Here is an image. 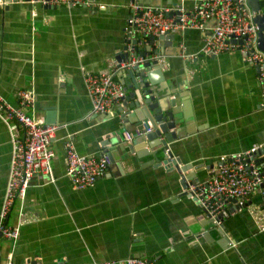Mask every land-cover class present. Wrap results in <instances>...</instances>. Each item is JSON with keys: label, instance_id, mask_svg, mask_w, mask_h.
Returning <instances> with one entry per match:
<instances>
[{"label": "crops", "instance_id": "crops-1", "mask_svg": "<svg viewBox=\"0 0 264 264\" xmlns=\"http://www.w3.org/2000/svg\"><path fill=\"white\" fill-rule=\"evenodd\" d=\"M47 1L0 0V95L18 105L20 91L33 92L36 103L28 113L61 127L52 142L54 182L36 175L26 198L16 202L6 223L15 228L22 222L20 237L13 242L0 235V262L11 255L17 264L130 258L156 264H264V190L226 218L222 234L184 191L182 174L157 164L152 155L144 157L141 138L124 141L125 130H137L123 124L122 104L108 114L93 112L84 76L110 72L118 57L126 59L124 28L135 1L91 0L79 7ZM136 1L187 11L198 2ZM260 4L264 14V0ZM215 25L211 20L201 31H174L166 41L150 38L140 51L145 65L157 62L166 77L158 88L181 111L179 138L170 150L188 168L183 175L191 186L210 180L222 156L260 147L264 165L258 70L238 52L202 54ZM117 78L126 87L134 83L129 70ZM24 133L0 117V213L15 142ZM107 136L112 145H105ZM70 140L83 156L111 154L106 175L92 188L73 187L65 155Z\"/></svg>", "mask_w": 264, "mask_h": 264}, {"label": "built area", "instance_id": "built-area-1", "mask_svg": "<svg viewBox=\"0 0 264 264\" xmlns=\"http://www.w3.org/2000/svg\"><path fill=\"white\" fill-rule=\"evenodd\" d=\"M91 0H48L45 4L70 7L88 5ZM254 14L248 0H198L191 11L183 7L159 8L135 1L130 6V16L124 28L127 60L117 63L110 72H87L85 86L92 102L93 112L108 114L122 104L128 95L127 87L117 78L118 72L144 67L146 58L141 54L144 43L150 38H160L174 31L204 30L211 20L216 25L205 40L202 54L217 57L228 53H240L247 64L258 70L264 107V52L259 49L260 28L254 22ZM243 41V44L240 43ZM148 43V42H147ZM159 58L161 56H158ZM158 61V60H157ZM18 105H13L0 95V117L7 123L16 122L24 130L22 139L15 142L10 161L9 179L0 213V235L17 242L21 223L15 228L7 225L10 212L18 200H24L36 175H43L52 182V161L55 152L52 142L60 126L47 124L44 118H35L27 111L34 108L36 99L31 91L18 93ZM144 126L143 131L123 133L126 142H132L143 133H151ZM68 173L74 189L92 188L104 177L111 163V154L99 157L83 156L77 152L73 141L65 144ZM264 190V165L260 161V147L231 156H222L207 182L191 186L187 193L203 209L208 220L216 227L223 228L227 217L246 208L251 197ZM23 217V215H22ZM17 264L10 255L6 262ZM23 264H74L67 261L46 263L43 261ZM87 264H156L146 258H130L122 262H91Z\"/></svg>", "mask_w": 264, "mask_h": 264}, {"label": "water", "instance_id": "water-1", "mask_svg": "<svg viewBox=\"0 0 264 264\" xmlns=\"http://www.w3.org/2000/svg\"><path fill=\"white\" fill-rule=\"evenodd\" d=\"M248 3L252 12L256 14L254 22L260 28L259 49L264 52V14L262 13L260 0H248ZM168 36H161L158 40L166 41ZM152 40L155 41V38H152ZM240 43L243 44V41H240ZM123 57H118L119 63L128 59L127 54L125 60ZM152 68L156 70H151ZM129 73L133 76L134 83L127 87L129 93L122 103V122L126 126L132 124L134 130L141 131H143L144 126L150 128V125H152L151 133H143L142 136L135 138H141L142 143L145 144L144 149H142L146 152L144 157L152 155L157 164H163L167 169L177 170L178 173L182 174L181 184L186 192L191 186L190 178L183 175L188 171V168L182 167L180 160L175 159L170 150V145L179 138L175 113L176 101L169 98V94L163 93L158 88L159 85H163L161 83L166 80V77L157 62H154L152 67L150 63H147L144 67H135L129 70ZM138 111H141L145 117L141 118ZM46 123L48 124V122ZM138 125H141V127L137 129ZM112 139V136H107L105 145H112ZM184 195H187V193ZM210 224L212 223L209 222ZM217 229L224 234V227ZM204 234L206 235L207 232ZM200 237H203V235ZM224 240H227V238Z\"/></svg>", "mask_w": 264, "mask_h": 264}, {"label": "rangeland", "instance_id": "rangeland-1", "mask_svg": "<svg viewBox=\"0 0 264 264\" xmlns=\"http://www.w3.org/2000/svg\"><path fill=\"white\" fill-rule=\"evenodd\" d=\"M175 113H176V121H177V123L183 122V118H182V115H181V111L175 109Z\"/></svg>", "mask_w": 264, "mask_h": 264}]
</instances>
